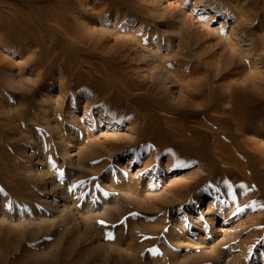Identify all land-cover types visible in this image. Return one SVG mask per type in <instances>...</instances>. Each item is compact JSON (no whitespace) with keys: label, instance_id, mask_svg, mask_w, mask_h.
Returning a JSON list of instances; mask_svg holds the SVG:
<instances>
[{"label":"rangeland","instance_id":"1","mask_svg":"<svg viewBox=\"0 0 264 264\" xmlns=\"http://www.w3.org/2000/svg\"><path fill=\"white\" fill-rule=\"evenodd\" d=\"M240 9L264 28V0H0V264H264V29Z\"/></svg>","mask_w":264,"mask_h":264},{"label":"bare ground","instance_id":"2","mask_svg":"<svg viewBox=\"0 0 264 264\" xmlns=\"http://www.w3.org/2000/svg\"><path fill=\"white\" fill-rule=\"evenodd\" d=\"M240 2V0H239ZM211 3V2H210ZM184 4V3H183ZM231 6H234V5H231ZM236 6V5H235ZM234 6V7H235ZM181 7V6H180ZM238 7V6H237ZM241 7V6H240ZM181 9V8H180ZM231 9V8H230ZM239 9V8H238ZM244 9V8H243ZM243 9H240V13L243 15L244 17V21L246 22V24H249L250 26H259L260 24H258L257 22V13H253V14H250V13H246L244 12ZM12 10V9H11ZM15 10V9H14ZM12 12V11H11ZM239 13V11H238ZM241 14H239V16H242ZM260 18V17H259ZM249 27V26H248ZM261 27V29L263 30L264 28L262 26H259ZM253 28V27H252ZM258 29V28H257ZM263 33V31H262ZM264 38V36L262 37ZM261 38V39H262ZM264 40V39H262ZM124 54V53H123ZM121 55V54H120ZM261 63H264V56L261 58H259ZM250 72V71H249ZM251 73V72H250ZM249 73V74H250ZM252 77V76H251ZM250 80V79H249ZM253 81V79H252ZM208 84V83H207ZM248 84V83H247ZM246 84V85H247ZM245 85V84H244ZM243 85V86H244ZM249 87V86H248ZM195 96V95H194ZM199 98V101H200V106L203 108V110H208L210 111L213 107H215L216 110L220 109L219 113L220 116H216L214 117L213 121L216 122V123H219V124H222L224 125L225 127H227L229 129V131H231V133H229L228 135L231 137L234 133L236 134L237 137H240V138H243L245 139L246 138V134L248 132H252L257 130V127L254 126V123H252V119H254L255 117V113H253V111L251 112H247V111H244L240 108V100L238 99L236 101V103L234 104V106L232 108H224L222 107L223 104H221V102L219 104H214V105H211V103L208 101L207 97L205 95H197L196 98ZM230 97V96H229ZM193 99V98H192ZM224 100H222L223 102ZM252 101V100H251ZM228 102V101H227ZM215 103V102H214ZM224 103V102H223ZM258 117V115H257ZM230 118V119H229ZM208 122H210V120H208ZM252 123V124H251ZM259 130V129H258ZM224 133V132H223ZM184 135V134H183ZM224 135L221 134V132L219 131H216L214 132V145H213V149L215 150V152L212 151L217 155L216 158L218 161L222 162L224 159H226L228 156H226L227 154V151L229 148H232L231 146L233 145H228L225 143L224 141ZM249 141V140H248ZM230 142H232V140H230ZM197 142H195L193 139H188L184 142V145L188 148V150L190 151V153L192 154H195V155H203L205 157H210L211 154H210V151H209V148H208V145L206 143L204 144H201V145H198L196 144ZM249 143V142H248ZM233 144V143H232ZM247 144V142H246ZM253 144V143H252ZM253 146V145H252ZM257 147V146H256ZM225 151V153H222L221 151ZM212 152V153H213ZM241 157V156H239ZM243 158V157H242ZM213 159V158H212ZM236 164H237V161H235ZM245 163V162H244ZM240 168L242 169V171H244L245 173L248 174L249 170L247 169V167L242 164L240 165ZM244 173V174H245ZM243 175V174H242ZM224 175H221V177L217 180H221L222 181V178L225 179V176L223 177ZM219 177V176H218ZM220 181V182H221ZM225 186V185H224ZM162 217V216H161ZM1 218V217H0ZM8 218V217H7ZM6 220V219H5ZM160 220V219H159ZM7 221V220H6ZM20 222V221H19ZM190 261V260H189ZM196 262V261H195ZM202 262V261H201Z\"/></svg>","mask_w":264,"mask_h":264}]
</instances>
